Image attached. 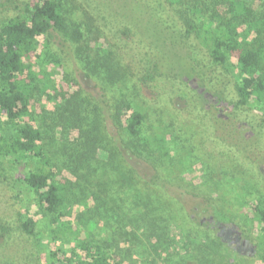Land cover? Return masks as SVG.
Wrapping results in <instances>:
<instances>
[{
    "label": "rangeland",
    "instance_id": "374dc122",
    "mask_svg": "<svg viewBox=\"0 0 264 264\" xmlns=\"http://www.w3.org/2000/svg\"><path fill=\"white\" fill-rule=\"evenodd\" d=\"M25 1L0 0V24ZM61 1L67 17L82 23L85 37L78 44L53 37L61 67L49 65L40 75L32 113L48 157L65 179L72 227L128 264H260L250 206L264 199V122L253 109L231 104L237 98L233 79L209 66L196 35L183 39L181 8L168 0ZM160 20L171 28L169 35L160 34ZM98 37L108 51L91 48ZM165 38H171L167 47ZM155 44L169 52L179 44L180 59L198 61L207 87L225 102L215 106L213 93L198 89V80L171 78L168 67L178 60L168 55L162 74L141 83L142 67L157 54ZM108 52L129 68L124 92L145 115L142 135L165 139L171 151L166 159L116 129L120 124L108 113L104 121L102 109L118 99L119 84L98 77L92 66ZM13 172L0 186V226L13 227L5 238L0 230V264H40L50 220L35 215L32 196L21 184L15 188L20 197L13 196L20 174ZM26 208L38 221L32 237L18 229Z\"/></svg>",
    "mask_w": 264,
    "mask_h": 264
},
{
    "label": "trees",
    "instance_id": "16d2710c",
    "mask_svg": "<svg viewBox=\"0 0 264 264\" xmlns=\"http://www.w3.org/2000/svg\"><path fill=\"white\" fill-rule=\"evenodd\" d=\"M168 1L181 8L180 19L186 28L185 34L181 33L183 39L194 33L208 54L209 66L225 69L226 77L233 79L237 98L231 104L236 108L246 106L253 109L264 122V0ZM14 9L17 14L0 24V186L8 180V171L11 175L17 171L20 174L11 189L13 196L20 197L15 188L21 184L32 196L35 215L49 218L50 238L40 264H128L116 251L76 231L67 220L71 210L66 207L65 179L55 170L45 149L43 131L33 122V95L43 82L40 75L49 65L61 67L59 55L52 50V39L58 36L66 42L80 43L85 37L82 23L67 17L61 0H27ZM160 22L163 27L160 34L169 35L171 28L166 27L165 21ZM169 39L162 40L166 47ZM175 45L178 51L169 52L155 44L157 54L142 67L139 81L148 84L161 75L162 63L166 65L168 55L167 59L178 60V64L168 65L171 78H180L186 83L198 80L202 82L198 89L206 88L213 93L217 101L215 106L223 104V95L209 90L204 82L199 62L192 64L180 59L179 44ZM90 46L108 51L101 37ZM113 57V53L108 52L105 57H96L95 66L89 64L98 77L119 84L118 99L114 104H107V111L102 109L104 121L108 113L109 119L120 124L121 128L116 129H123L128 136L139 139L138 144L143 150L155 151L166 159L171 151L165 139L159 133L142 135L145 115L124 92L130 70L127 66L120 67ZM77 113L81 114V111ZM107 131L106 128L104 134L109 137L111 133ZM93 148L98 150L97 143ZM104 148L110 151L109 147ZM178 170L182 172L183 169ZM185 170L192 173L191 169ZM157 177L155 175L153 184H156ZM250 209L259 248L257 259L264 264V199L256 200ZM24 212L17 218L18 229L22 235L35 236L37 218L30 216L29 208ZM213 214L219 218L217 212ZM12 229L6 223L0 226L4 238Z\"/></svg>",
    "mask_w": 264,
    "mask_h": 264
}]
</instances>
